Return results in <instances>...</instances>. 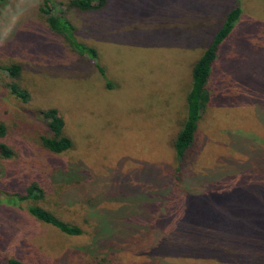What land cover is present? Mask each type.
<instances>
[{"label":"rangeland","instance_id":"obj_1","mask_svg":"<svg viewBox=\"0 0 264 264\" xmlns=\"http://www.w3.org/2000/svg\"><path fill=\"white\" fill-rule=\"evenodd\" d=\"M43 1L0 0V142L13 152L0 158V264H264V0H106L89 12L50 0L96 50L105 79L49 31ZM236 3L178 164L192 66ZM12 65L16 79L3 71ZM48 109L64 121L68 151L41 144ZM31 182L42 200L4 203ZM29 205L81 234L36 221Z\"/></svg>","mask_w":264,"mask_h":264},{"label":"trees","instance_id":"obj_2","mask_svg":"<svg viewBox=\"0 0 264 264\" xmlns=\"http://www.w3.org/2000/svg\"><path fill=\"white\" fill-rule=\"evenodd\" d=\"M43 2L45 5L41 7L40 11L44 14L45 22L49 31L52 34L61 37L72 52L80 56H86L89 60L93 61L94 66L105 79L102 68L96 63V50L76 40L74 36V25L65 17L62 9V3L52 2L50 0H44ZM105 4L106 0H68L67 7L80 12H89L98 11L102 9ZM240 15L241 10L238 3H236V5H234V7L227 12L221 27L215 33L204 52L192 66L191 85L185 96L186 115L172 143L174 158L178 164L183 162L187 152L195 142V134L198 129V123L208 106V102L210 101L208 82L213 65L218 58L220 46L230 36L235 23L240 18ZM3 71L8 73L10 78L16 79L19 75L20 68L18 65H12L3 69ZM106 87L108 89L111 88V84L106 82ZM8 90L10 95L14 96L23 103H26L29 100L27 91L21 89L15 82L8 85ZM41 115L45 122V126L50 133V136L42 135L40 137L42 146L54 154H59L72 148V141L64 133V121L59 116L57 111L55 109H48L42 111ZM5 135L6 129L3 124H0V138H3ZM12 156V150L5 143L0 142V158L8 160L12 158ZM24 193V195L18 198L17 196H5L4 203L16 206L15 200H19V203H22L24 201L35 202L44 198V191L35 182L28 184V186L25 187ZM221 194H223V192H220L219 195ZM214 201L215 206H219L222 203L220 199ZM27 212L36 221L49 225L63 234H81V230L78 227L67 225L66 223L60 221L53 213L37 205H29L27 207ZM4 264L23 263L16 259H7Z\"/></svg>","mask_w":264,"mask_h":264}]
</instances>
